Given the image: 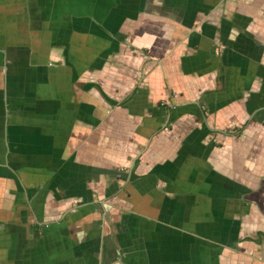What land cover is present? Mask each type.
<instances>
[{
    "label": "crops",
    "instance_id": "obj_1",
    "mask_svg": "<svg viewBox=\"0 0 264 264\" xmlns=\"http://www.w3.org/2000/svg\"><path fill=\"white\" fill-rule=\"evenodd\" d=\"M0 264H264V0H0Z\"/></svg>",
    "mask_w": 264,
    "mask_h": 264
}]
</instances>
